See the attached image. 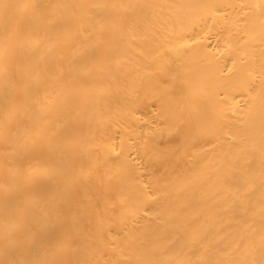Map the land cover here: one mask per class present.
<instances>
[{"label":"bare ground","instance_id":"obj_1","mask_svg":"<svg viewBox=\"0 0 264 264\" xmlns=\"http://www.w3.org/2000/svg\"><path fill=\"white\" fill-rule=\"evenodd\" d=\"M0 264H264V0H0Z\"/></svg>","mask_w":264,"mask_h":264}]
</instances>
